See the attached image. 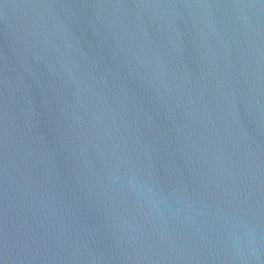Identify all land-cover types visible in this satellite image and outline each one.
I'll return each instance as SVG.
<instances>
[{"label":"water","instance_id":"95a60500","mask_svg":"<svg viewBox=\"0 0 264 264\" xmlns=\"http://www.w3.org/2000/svg\"><path fill=\"white\" fill-rule=\"evenodd\" d=\"M0 264H264V0H0Z\"/></svg>","mask_w":264,"mask_h":264}]
</instances>
